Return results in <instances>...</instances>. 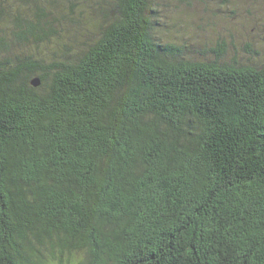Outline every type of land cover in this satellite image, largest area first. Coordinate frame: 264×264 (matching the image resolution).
<instances>
[{"label": "trees", "instance_id": "obj_1", "mask_svg": "<svg viewBox=\"0 0 264 264\" xmlns=\"http://www.w3.org/2000/svg\"><path fill=\"white\" fill-rule=\"evenodd\" d=\"M18 1L0 0V264H264V69L189 56L158 0H102L76 47Z\"/></svg>", "mask_w": 264, "mask_h": 264}, {"label": "rangeland", "instance_id": "obj_2", "mask_svg": "<svg viewBox=\"0 0 264 264\" xmlns=\"http://www.w3.org/2000/svg\"><path fill=\"white\" fill-rule=\"evenodd\" d=\"M47 1L29 0L26 4L19 0L12 10L32 16L38 5L59 12L63 17L61 28L72 47L97 34V22L102 19L98 3L105 4L102 0H78L72 10L66 5L71 0H56L53 5ZM158 5L162 15L159 35L184 43L189 56L264 69V0H158ZM93 6L97 10L92 12ZM77 33L81 35L75 42L72 35ZM223 42L226 50L218 56L217 49Z\"/></svg>", "mask_w": 264, "mask_h": 264}, {"label": "water", "instance_id": "obj_3", "mask_svg": "<svg viewBox=\"0 0 264 264\" xmlns=\"http://www.w3.org/2000/svg\"><path fill=\"white\" fill-rule=\"evenodd\" d=\"M40 79L38 78V77H33L31 80H30V83H31V85H33V86H38L39 84H40Z\"/></svg>", "mask_w": 264, "mask_h": 264}]
</instances>
